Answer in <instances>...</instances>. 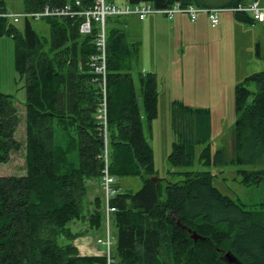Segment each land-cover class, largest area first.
I'll return each mask as SVG.
<instances>
[{"label": "trees", "instance_id": "1", "mask_svg": "<svg viewBox=\"0 0 264 264\" xmlns=\"http://www.w3.org/2000/svg\"><path fill=\"white\" fill-rule=\"evenodd\" d=\"M24 0L25 11L45 6L89 8L95 0ZM170 7H230L243 0H126ZM8 10L0 0V12ZM120 17V16H116ZM115 17V18H116ZM237 20L255 23L250 13L236 12ZM110 20L113 17H109ZM81 16L46 17L50 37L41 35L32 20L14 22L0 17V37L15 42V62L25 88L27 172L0 176V264H264V200L248 209L223 194L213 184L210 170H185L191 166L196 145H202L204 165H226L224 149L212 157L208 116L195 119L186 105L184 136L169 155L170 173L178 181L154 180L158 176L153 150L143 127L138 87L151 127L158 114L155 72L133 74L137 47L125 31L107 26L108 80L107 127L98 118L103 101L93 79L90 57L96 52L95 27L79 30ZM39 21V20H38ZM24 22L20 30L17 26ZM108 23V19H107ZM255 85L256 90L252 89ZM251 99V100H250ZM234 153L230 163L239 168L245 184L264 181V69L235 86ZM20 116L13 94L0 91V162L11 159L23 143L15 134ZM108 140V142L106 141ZM108 154L106 162L105 154ZM107 163V165H106ZM116 180L109 201L117 229V254L81 255L75 239L83 236L74 226L99 229L106 223L104 170ZM140 176L142 187L121 190L119 178ZM92 183L100 189L89 208ZM206 237L195 241L187 228ZM230 256L227 257L226 253ZM231 259H234L233 261Z\"/></svg>", "mask_w": 264, "mask_h": 264}, {"label": "rangeland", "instance_id": "2", "mask_svg": "<svg viewBox=\"0 0 264 264\" xmlns=\"http://www.w3.org/2000/svg\"><path fill=\"white\" fill-rule=\"evenodd\" d=\"M122 2L124 0H114ZM248 1V0H243ZM9 9H23V0H6ZM133 14L128 27L124 22L117 26L127 32L129 42H134L137 37H142L144 22ZM154 15V14H152ZM200 15H206L201 13ZM200 21H206L210 27L207 16L199 17ZM221 31L211 34L204 24L199 33L194 35L192 42L196 46V54L183 55L179 52L186 41L177 37L175 31H162L168 36L169 45H164L169 53H161L164 36L159 39V46L143 44L137 45V55L133 60V70L137 76L142 73L155 72L158 82V114L152 121L151 127L146 120V113L142 101L141 91L138 87L140 110L143 116V127L148 142L153 150L155 167L161 179L178 181L181 177L170 173L171 170H182L181 167H172L169 155L175 142H180L184 136L185 113L177 112L178 105H186L193 112L195 119L208 116L209 141L212 157L217 149H224L229 163L226 165H204L200 154L202 145H196L194 159L191 166H185V170H210L214 174L213 184L219 190L239 203L246 205L248 209H257L264 200V181L257 184H245L238 169H253L251 165H235L230 163L234 153V126L238 113L234 107L235 86L245 77L264 69V29L261 22L251 25L236 22L233 11H223L219 15ZM112 20V19H111ZM209 20V22H208ZM195 22V21H193ZM33 26L43 36L50 37V26L45 20H32ZM110 23V24H109ZM111 25L108 18L107 26ZM20 30L24 22L17 24ZM172 34V35H171ZM172 36V37H171ZM3 38V40H2ZM145 40V39H144ZM2 63L0 91L14 95L19 107L20 121L16 132V138L23 143L22 148L11 155L7 162H0V176L24 175L27 172L26 155V99L22 84L17 83L20 75L16 70L15 42L12 37H1ZM183 42V43H182ZM194 47V46H192ZM191 47V48H192ZM159 48V50H158ZM190 48V49H191ZM210 48L213 58L210 60ZM201 49V54H198ZM176 50V52H172ZM158 61V62H156ZM149 69V70H148ZM138 84V82H137ZM21 85V86H20ZM256 90L255 85L252 86ZM251 100V99H250ZM108 142V140H106ZM121 190H139L143 185L140 176H122L119 178ZM100 189L96 183H92L88 196L89 208H93L94 199ZM86 223L83 221L74 228L84 231ZM107 223L99 229H93L91 234L97 235L96 239L106 238ZM112 238L111 253L117 251L118 229L113 217L109 222ZM200 234V233H199ZM203 236V235H202ZM106 247V245H105ZM107 249V247H106Z\"/></svg>", "mask_w": 264, "mask_h": 264}, {"label": "built area", "instance_id": "3", "mask_svg": "<svg viewBox=\"0 0 264 264\" xmlns=\"http://www.w3.org/2000/svg\"><path fill=\"white\" fill-rule=\"evenodd\" d=\"M76 6L81 5L80 1H76ZM223 11L247 12L250 13L257 22H264V2L262 0H252L245 4L230 7H205L195 4L187 6L181 5L180 2L174 3L170 7H156L151 3H137L132 4L129 2L117 3L114 0H95L94 4L89 8L79 9L72 4H66L64 7H50L45 6L37 11H4L0 12V17H7L14 22H19L21 19L41 20L46 17H61L81 16L82 22L80 23L79 30L82 34H90L96 27L97 32L95 36L96 52L90 57V68L94 74L93 79L100 85L103 92V101L99 109L98 118L104 122V128L107 127V80H108V40H107V19L109 17L137 15L140 19H145L151 14H160L173 18L178 13H187L192 21H196L201 13L206 14L213 26L217 25L220 21L219 15ZM106 162L108 154L106 149L105 154ZM107 165V163H106ZM104 190L106 193V238H99L98 242L106 245V253L109 262L112 261L110 255V247L112 245V238L109 228L110 214L115 211L109 201V195L115 193V189L111 187V183L116 179L109 175L108 169L104 170ZM110 264V263H109Z\"/></svg>", "mask_w": 264, "mask_h": 264}, {"label": "crops", "instance_id": "4", "mask_svg": "<svg viewBox=\"0 0 264 264\" xmlns=\"http://www.w3.org/2000/svg\"><path fill=\"white\" fill-rule=\"evenodd\" d=\"M251 1L252 0H248V1H244L243 3L247 4ZM262 1L264 2V0H262ZM123 2H126V0H124L122 2H117V3H123ZM23 6H24V2H23ZM8 10L14 11V12H19V11H22L24 9L15 10V9H9L8 8ZM132 15H125V16H120V17H116V18L113 17L112 20H110L111 25H115L116 27H118L117 26L118 23L124 22L126 27H128V23L131 20H133L132 18L129 20V18ZM134 16H136V15H134ZM205 16H207V15H199V17H205ZM136 17H138V16H136ZM199 17L195 22H193L190 19L189 15L187 13H178L173 18H169L167 16L160 15V14H154V15L151 14L148 17H146L145 19H140L138 17V19L140 21L145 23L143 31H142L143 32L142 37L139 36L136 38V40L134 42H129L128 37H127L128 33L125 32L126 38H127L129 44L135 45L136 47H137L136 44H138V45L143 44L144 46H146V43H147L148 46L150 45L151 48H154V45L159 46V39L161 36L162 37L164 36L162 34V31L166 30V32H169V31L173 30V31H175V35H177V37H182L186 41V43H184V44H186L187 46L185 47L182 44L181 49L179 48V52L183 55H185V54L186 55L196 54V52H195L196 46L192 45V44H194L192 42V39H193L194 35L199 33L200 27L202 26L200 24L201 23L204 24L206 26L207 30L210 29L211 34L219 33L221 31V28H222L221 21H219V23L217 25L213 26L211 24V22H209V20H208V22L210 23V27H209L207 22L206 21L205 22L200 21ZM235 21L242 23V24L251 25V23H245V22L239 21L237 19H235ZM255 23H257V21H255ZM261 23H262L263 29H264V22H261ZM169 35L166 34V36H164L165 39L163 41V44H161L163 47V49L161 50V53H163V54L169 53V51H166L167 48L165 47L166 45H169V47H170V42H167ZM0 39H1V37H0ZM2 40H3V38H2ZM192 46H194V47H192ZM158 50H159V48H158ZM172 52H176V50H173ZM197 53L201 54L202 53L201 49H198ZM213 53H212V49L210 48V60H212V58H213ZM1 56H2V47H1V42H0V68H1V63H2V57ZM156 62H158V61H156ZM0 77H1V69H0ZM0 83H1V78H0ZM17 83L22 84V86L21 85L20 86L25 91V88L23 86V80H21V79L17 80L16 79V84ZM25 96H26V92H25ZM18 110H19V107H18ZM15 136H16V134H15ZM85 230H86V233L83 236L76 238L74 241L75 245L77 246V248L80 252V254L81 255H103V254H105V252H106L105 245L98 242V239L101 238V236L96 239L97 235H93L90 233V231H92L93 229L86 226ZM116 254H117V251L115 253H113V255H115V256H116Z\"/></svg>", "mask_w": 264, "mask_h": 264}, {"label": "water", "instance_id": "5", "mask_svg": "<svg viewBox=\"0 0 264 264\" xmlns=\"http://www.w3.org/2000/svg\"><path fill=\"white\" fill-rule=\"evenodd\" d=\"M153 179H154V180H159V179H161V178L158 177V176H154ZM178 225H180V226L183 227V228H187L188 232L191 234L192 238H193L195 241H197L198 239H205V238H206V237L202 236L201 234H199L196 230H193L192 228H190V227H186L185 225H183L182 222H181L180 220H178ZM226 256L229 257V256H230V253L227 252V253H226ZM231 260L233 261L234 259H231Z\"/></svg>", "mask_w": 264, "mask_h": 264}]
</instances>
